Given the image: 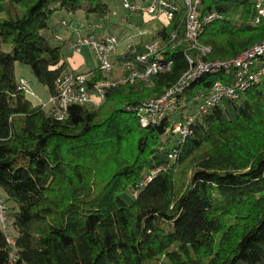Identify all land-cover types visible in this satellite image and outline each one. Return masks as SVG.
<instances>
[{"label": "trees", "instance_id": "1", "mask_svg": "<svg viewBox=\"0 0 264 264\" xmlns=\"http://www.w3.org/2000/svg\"><path fill=\"white\" fill-rule=\"evenodd\" d=\"M254 1L202 0L204 13L224 17L200 37L210 60L264 40L251 25ZM109 12L106 0H0V192L13 230L0 227V264H264V80L212 108L184 142L169 128L226 74L203 75L161 124L143 127L133 108L181 79L186 45L164 50L170 71L111 87L100 107L73 106L64 121L20 90L17 64L50 95L68 72L66 44L46 35L59 14L106 20ZM180 24L155 38L168 42ZM143 53L140 44L119 60ZM91 72L94 81L112 77Z\"/></svg>", "mask_w": 264, "mask_h": 264}, {"label": "built area", "instance_id": "2", "mask_svg": "<svg viewBox=\"0 0 264 264\" xmlns=\"http://www.w3.org/2000/svg\"><path fill=\"white\" fill-rule=\"evenodd\" d=\"M120 2L127 17L139 16L145 23H160L161 29L168 27L175 21H180V30H175L168 42L153 38L144 44V53L134 59H122L140 44L135 38H144L147 31L137 29L136 35L128 38V48L121 55H117L120 41L112 34L104 36L97 32L102 29L101 24L88 26L90 33L80 37L71 44L77 51L80 46H90L98 61V68L103 75L110 77L119 71L116 78L94 81L95 75L89 73L67 72L56 82V91L50 95L49 100L39 103L41 108L57 121L68 119L70 108L73 106L100 107L106 98V92L111 87L119 85H137L149 83L153 76L171 70L173 61L167 59L164 50L168 45L172 48L186 45V61L188 70L181 79L171 88L167 89L159 98L150 99L136 108L140 124L143 127L158 125L173 115L180 103V97L190 86L205 74H226L227 83L216 82L208 96L203 97L193 111L185 113L183 118L173 123L169 132L177 135L184 142L193 133V125L209 111L225 100H238L248 90L258 86L264 80V40L256 43L238 56L228 60H210L212 53L210 47L200 43V37L205 28L224 17L217 11L203 12L202 0H117ZM255 14L251 25L264 30V0L254 1ZM64 27L67 22H63ZM182 34V36H181ZM113 59L118 60L114 62ZM232 76V80H231ZM20 90L29 94V83L25 79L19 80ZM177 152L169 157L175 160ZM9 205L0 194V222L3 231L8 235ZM13 239L9 237V241Z\"/></svg>", "mask_w": 264, "mask_h": 264}, {"label": "crops", "instance_id": "3", "mask_svg": "<svg viewBox=\"0 0 264 264\" xmlns=\"http://www.w3.org/2000/svg\"><path fill=\"white\" fill-rule=\"evenodd\" d=\"M125 17H127L126 13L123 12L122 17H120V23L122 29H120L119 25H115L112 22H108V20H99L97 17L94 16H86L83 13H78L75 16L74 21H69L68 17L65 19L64 14H59L55 20L54 24L57 25L54 31H49L46 35L49 38H52L53 46H61L62 44H66V47L63 50L64 61L67 65L68 72H75V73H89L94 71L98 68V61L95 57L93 49L88 45H82L79 47L77 51H74L71 48V44L77 41L80 37H84L90 33L88 30V26L92 24H101V21H106L104 25H102V29L99 30L97 33L101 36L112 34L115 35L120 41V47L118 50L117 55H121L126 51L129 46L127 42L128 38L135 34H128L132 28L139 29L142 25L148 24L143 21V19L139 16L130 18L127 23L124 22ZM110 20V19H109ZM62 21L67 22V26L64 27L62 25ZM108 22V23H107ZM152 23V22H150ZM154 23V22H153ZM123 27H127V31L123 29ZM161 28V27H160ZM153 28L152 30L147 31V37L144 38H135L136 44H145L146 42L151 41L153 38L156 37L157 32L160 30ZM18 67L16 65V72ZM89 108L95 109L94 105H90Z\"/></svg>", "mask_w": 264, "mask_h": 264}, {"label": "rangeland", "instance_id": "4", "mask_svg": "<svg viewBox=\"0 0 264 264\" xmlns=\"http://www.w3.org/2000/svg\"><path fill=\"white\" fill-rule=\"evenodd\" d=\"M110 12L109 15L107 17L108 22H112L115 25H119L120 29H122L121 23H120V17H122L123 12H125L120 4V2H118L117 0H106ZM110 19V20H109ZM106 21H101V25H104ZM107 22V23H108ZM162 25L160 23H156V22H152L145 25H142L141 28L139 27L140 30L146 32V30H152L153 28L159 29ZM127 27H123V29L127 31L126 29ZM161 29V28H160ZM154 30V29H153ZM137 32V29L134 27L132 28V30L128 33V34H135ZM147 37V35H146ZM6 51H11V47L10 46H6L4 48ZM114 62H118V60L113 59ZM17 67L19 70H17L16 72V76L17 79H25L28 83H29V94H27L28 99L34 103V104H39L42 102H46L49 100L50 97V93L48 91V89L43 86L42 84H40L36 78L34 77V75L31 72V69L28 66L25 65H21V64H17ZM119 75V71L114 72L111 76L116 78ZM0 194L2 195V197L5 199V195L3 193L0 192ZM123 198L127 201L128 204H132V202L134 201V196L131 192L126 193ZM0 227H2V224L0 222ZM8 229L9 232L12 233V227H11V219H10V215H9V219H8Z\"/></svg>", "mask_w": 264, "mask_h": 264}]
</instances>
